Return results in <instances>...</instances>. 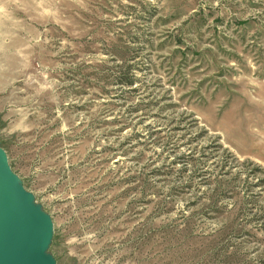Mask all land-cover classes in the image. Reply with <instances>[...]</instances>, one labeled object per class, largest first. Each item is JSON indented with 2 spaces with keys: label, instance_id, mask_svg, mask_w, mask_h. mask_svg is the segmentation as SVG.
I'll return each mask as SVG.
<instances>
[{
  "label": "rangeland",
  "instance_id": "374dc122",
  "mask_svg": "<svg viewBox=\"0 0 264 264\" xmlns=\"http://www.w3.org/2000/svg\"><path fill=\"white\" fill-rule=\"evenodd\" d=\"M0 147L56 264H264V0H0Z\"/></svg>",
  "mask_w": 264,
  "mask_h": 264
},
{
  "label": "water",
  "instance_id": "95a60500",
  "mask_svg": "<svg viewBox=\"0 0 264 264\" xmlns=\"http://www.w3.org/2000/svg\"><path fill=\"white\" fill-rule=\"evenodd\" d=\"M50 215L35 202L0 147V264H56Z\"/></svg>",
  "mask_w": 264,
  "mask_h": 264
},
{
  "label": "trees",
  "instance_id": "16d2710c",
  "mask_svg": "<svg viewBox=\"0 0 264 264\" xmlns=\"http://www.w3.org/2000/svg\"><path fill=\"white\" fill-rule=\"evenodd\" d=\"M127 82L126 83H131V81L130 80H126Z\"/></svg>",
  "mask_w": 264,
  "mask_h": 264
}]
</instances>
